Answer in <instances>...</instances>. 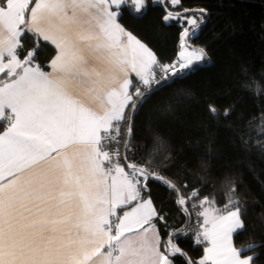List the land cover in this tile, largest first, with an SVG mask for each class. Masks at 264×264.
<instances>
[{
    "label": "snow or ice",
    "instance_id": "1",
    "mask_svg": "<svg viewBox=\"0 0 264 264\" xmlns=\"http://www.w3.org/2000/svg\"><path fill=\"white\" fill-rule=\"evenodd\" d=\"M147 7V0H0V264H176L186 257L176 233L165 240L156 227L163 217L149 192V180H158L176 192L178 204L187 203L175 184L149 168L158 151L167 159L170 149L157 137L141 162L131 139L135 115L151 95L194 71L207 53L189 49L185 28L178 59L160 64L119 22L125 11L142 18ZM199 13V21L185 17L192 35L204 22V10ZM178 15L166 12L162 19ZM45 46L54 49L50 71L38 62ZM132 73L146 92H130ZM209 112L217 114L211 105ZM235 192L225 194L223 209L215 198L190 194L204 254L186 264L259 258L244 253L264 245L233 244L244 226Z\"/></svg>",
    "mask_w": 264,
    "mask_h": 264
},
{
    "label": "trees",
    "instance_id": "2",
    "mask_svg": "<svg viewBox=\"0 0 264 264\" xmlns=\"http://www.w3.org/2000/svg\"><path fill=\"white\" fill-rule=\"evenodd\" d=\"M163 3L165 7L160 0H147L142 18L125 11L119 21L152 49L160 64H171L182 28L192 26L186 20L164 22L163 16L167 10L195 9L190 12L195 14L203 9L204 22L195 35L190 32L187 42L203 48L207 56L196 63L194 71L156 90L134 118L132 151L142 162L157 137L165 143L170 149L167 159L164 150L158 151L150 171L175 184L192 213L189 227L180 231L188 217L177 203L176 192L149 180L153 205L163 217L154 222L163 239L176 233L174 242L188 258L198 261L204 245L194 239L199 225L190 194L197 191L200 198H215V207L223 209L225 194L235 187L244 226L233 233V244L238 249L264 245V0H179L174 7L167 0ZM23 42L25 47L33 44L27 36ZM53 54L54 49L45 46L38 55L45 71L47 58ZM155 75H161L158 68ZM136 87L147 91L135 80L133 92ZM209 105L216 108V115L209 112ZM126 113L131 116L130 109ZM126 129L125 124L122 132ZM254 252L259 258L253 264H264V247L244 255ZM186 260L178 256L176 264H186Z\"/></svg>",
    "mask_w": 264,
    "mask_h": 264
},
{
    "label": "rangeland",
    "instance_id": "3",
    "mask_svg": "<svg viewBox=\"0 0 264 264\" xmlns=\"http://www.w3.org/2000/svg\"><path fill=\"white\" fill-rule=\"evenodd\" d=\"M168 1V3H169V5H171V6H176V5H172L171 4V2H170V0H167ZM174 14V16H176V13H173ZM189 16H195V18L199 21V19H200V13L198 12V13H195V14H190V12L189 13H186L185 15L184 14H182V15H178V17L177 18H174V19H171V20H169L168 22H172V21H177L178 23H181L183 20H186L185 19V17H189ZM185 28H187L186 26L185 27H183L182 28V31H181V34H182V32H183V30L185 29ZM189 32H191L190 30H189ZM180 44H181V35H180V42H179V50H178V53H177V56H176V59H175V61L178 59V55H179V52L182 50L181 49V47H180ZM190 43H188L187 42V39H186V45L189 47V49L191 50V49H193V48H195V49H200V48H198V47H195V46H190L189 45ZM200 63V62H199ZM121 140H122V137H121ZM121 151H122V145H121ZM198 228H199V226L195 229V231H194V239H195V234H196V231L198 230Z\"/></svg>",
    "mask_w": 264,
    "mask_h": 264
},
{
    "label": "water",
    "instance_id": "4",
    "mask_svg": "<svg viewBox=\"0 0 264 264\" xmlns=\"http://www.w3.org/2000/svg\"><path fill=\"white\" fill-rule=\"evenodd\" d=\"M160 4L163 6V7H165V5H164V3H163V0H160ZM187 11H185V10H182V11H179V12H173V11H169V10H167V12H171V13H178V14H186V13H189V12H193V11H195V9H186ZM207 18V17H206ZM190 31H192V28L190 29ZM187 39V38H186ZM190 46H193L192 44H189ZM207 64H210V62H208ZM157 86H155V87H153L154 89L156 88ZM131 115H132V113H131ZM123 151H124V149H123ZM179 206L183 209V208H185L186 206L185 205H180L179 204ZM187 208V207H186ZM188 212H189V210H188ZM187 217H188V219H187V222H186V224H185V226L183 227V229H181L180 231H182V230H185V229H187L188 227H189V225H190V223H191V217H189V215H188V213H187ZM186 259H189L188 258V256H186Z\"/></svg>",
    "mask_w": 264,
    "mask_h": 264
},
{
    "label": "crops",
    "instance_id": "5",
    "mask_svg": "<svg viewBox=\"0 0 264 264\" xmlns=\"http://www.w3.org/2000/svg\"><path fill=\"white\" fill-rule=\"evenodd\" d=\"M120 22V21H119ZM134 35V34H133ZM139 39V38H138ZM47 71H50V69H48ZM131 79H132V81H133V85L135 84V80L136 81H139L138 80V78L135 76V74L134 73H132L131 74ZM132 88H133V86L130 88V92H133V90H132ZM156 227H157V225H156ZM158 228V227H157ZM238 230V229H237ZM233 236V235H232ZM203 254H204V252H203Z\"/></svg>",
    "mask_w": 264,
    "mask_h": 264
},
{
    "label": "built area",
    "instance_id": "6",
    "mask_svg": "<svg viewBox=\"0 0 264 264\" xmlns=\"http://www.w3.org/2000/svg\"><path fill=\"white\" fill-rule=\"evenodd\" d=\"M120 150H121V147H120ZM195 242H196V240H195Z\"/></svg>",
    "mask_w": 264,
    "mask_h": 264
}]
</instances>
